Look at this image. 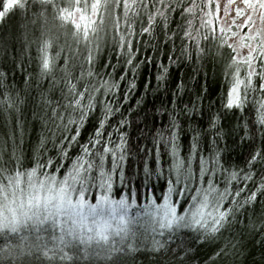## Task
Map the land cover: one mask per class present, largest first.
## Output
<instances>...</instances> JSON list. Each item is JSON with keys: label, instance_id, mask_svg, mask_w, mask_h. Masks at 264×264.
<instances>
[{"label": "snow or ice", "instance_id": "6c2138e0", "mask_svg": "<svg viewBox=\"0 0 264 264\" xmlns=\"http://www.w3.org/2000/svg\"><path fill=\"white\" fill-rule=\"evenodd\" d=\"M17 2L4 0L3 8L9 9ZM39 3L40 15L51 7L61 21L71 18V23L78 30L83 22L82 33L74 31L72 35L78 38L82 34L88 44L89 29L94 33L98 31L92 22L96 21L100 28H105V21L111 20V25L107 27L120 49L119 54L126 59L121 79L126 77L128 71H136L132 46L137 25L141 33L148 35L159 28L165 40H174L179 33L189 38L190 32L185 29L195 23L194 13L198 7L195 0L191 3L189 0H91L90 4L85 0L77 20L72 12L60 8L55 0H39ZM21 7L25 5L21 3ZM199 7L202 15H205L203 3ZM252 10H256L255 14ZM235 11L242 18V23L234 24V27L247 29L257 16L261 26L253 28L250 34L256 41L255 46L252 39L245 37L249 51L246 58H242L244 62L227 65L228 74L233 77L227 107L242 106L249 90L253 94L259 92L260 98L253 104V111L256 112L254 123L264 130V0H242V6L236 7ZM173 12L180 13V23L178 32L171 29L173 35L169 37V26L173 19L170 13ZM4 15L5 12L0 11V17ZM221 43L225 42L221 40ZM50 44L47 39L41 44L42 56L38 67L42 75L50 73L55 67L54 58L48 55ZM230 59L234 61L236 58ZM257 60L260 62L257 63ZM93 61L94 55L89 47L85 62L91 67ZM161 72L158 79L167 72L163 65ZM107 75L111 77L112 73ZM85 76L92 83L85 82L81 88L78 82ZM118 83L117 80L106 79L104 73L93 72H82L75 81L66 79L61 99L55 107L46 96H42L41 100L51 112V120L57 123L60 135L56 139L59 142H53L49 152L36 157L35 165L28 168L23 167L19 158L0 159V239L3 241L0 244V264H27L28 258L37 253L47 260V264H62L71 259L74 250L98 257H111L107 264H117L118 255L125 248L131 251L140 242L138 234L128 229L125 220L128 209L137 203L134 193L130 192L128 196L120 194L118 199L111 194L114 178L117 175L123 178L131 152L124 131L128 121L117 107L121 103L116 98ZM126 87H134V81ZM123 100H128L127 92ZM14 103V98L7 93L0 101V104L9 106ZM160 111L157 109L153 115ZM182 112L191 115L195 109L188 110L187 106L183 110L171 108L168 110L169 119L162 128L153 124L156 132L146 158L144 174L149 181L153 174L157 179L163 177L165 188L159 197L153 193L149 198L146 194L148 204L145 208L156 218L153 233L159 231L161 238L168 236L169 240H173V233L193 230L204 240L229 226L228 217L235 213L238 206H242L241 197L244 205H247L254 201L258 192L264 193V149H254L249 159L243 162V168L229 165L223 160V150L218 147L209 149V154L205 156L199 145L203 130L198 131L191 126L184 129L178 119ZM89 119H94V123L85 138L81 130ZM145 127H148L146 123ZM216 127L217 116L212 115L210 129L218 141L225 133H217ZM183 131L190 132L191 138L188 152L181 155L179 141ZM243 133L241 139L254 140L247 122L243 126ZM140 150L143 151V147ZM14 158L22 170H14ZM194 160L196 163H193ZM148 161L154 162L152 166ZM249 184L251 188L245 187ZM90 189L95 202L87 198ZM113 219L118 223L113 224ZM45 222H51V234L42 227ZM29 228L30 231H25ZM113 236L119 239L114 240ZM161 238L154 237L152 246L164 247Z\"/></svg>", "mask_w": 264, "mask_h": 264}, {"label": "trees", "instance_id": "16d2710c", "mask_svg": "<svg viewBox=\"0 0 264 264\" xmlns=\"http://www.w3.org/2000/svg\"><path fill=\"white\" fill-rule=\"evenodd\" d=\"M63 2L56 4L68 12L75 4L73 1L68 4ZM21 3L25 7H21ZM3 4L4 0H0V11L5 12L0 17V101L7 93L15 103L11 106L0 104V159L19 158L23 167L28 168L35 165L36 157L49 152L53 142H59L56 139L60 135L57 123L51 120V112L41 102L42 96L50 99L52 107H55L61 99L64 81L68 78L75 81L82 72L104 73L106 79L119 81L116 98L121 103L117 107L128 121L124 131L131 152L124 176L114 178L113 188L116 191L120 189L126 195L133 192L137 202H141L146 194L152 196L155 193L159 197L165 188L163 177L157 179L153 174L149 181L144 174V166L156 132L153 124L162 128L169 119L168 110L171 108L183 110L187 106L188 110L195 109L191 115L182 112L178 119L184 129L191 126L198 131L203 130L199 145L205 156L209 154V149L218 147L223 150V160L229 165L243 168V162L249 159L254 149H264V130L254 123L256 112L253 111V104L260 98V93L253 94L249 90L242 106L227 107L226 89L232 77L228 74L227 65L233 63L230 59L233 51L202 23L196 30L199 24L197 16L192 27L185 29L190 32L189 38L179 33L174 40H165L159 28L148 35L141 33L137 25L132 46L136 71H128L126 77L121 79L126 59L119 54L120 49L114 43L113 34H105L98 45L89 46L94 55L89 67L85 62L88 46L83 43L57 46L60 36L53 32V27L62 23L54 9L47 7L40 15L39 0H18L9 9H4ZM170 15H173V19L169 26V37L173 35L171 29L178 32L180 23L179 12ZM45 39L51 42L48 55L54 58L55 67L50 73L42 75L38 65L41 63V44ZM161 65L167 68V72L158 79L162 75ZM108 73H112L111 77ZM131 81H134V87L129 89L126 85ZM85 82L92 83L85 76L78 82L79 87L83 88ZM125 92L128 94L127 101L123 100ZM157 109L161 111L153 115ZM212 115L217 116L216 132L225 133L218 141L210 129ZM245 122L254 140L241 139ZM93 123L94 119L86 122L81 130L83 137H87ZM145 123L148 127H145ZM190 138V132H182L179 141L181 155L188 152ZM15 158L14 170H22ZM148 163L152 166L154 162ZM245 187L251 188L252 185ZM91 192L92 189L89 190L92 199ZM240 204L242 206H238L235 213L228 217L229 226L218 234L201 240L193 230L176 232L173 240H166V244L164 240L161 242L164 245L161 248L152 244L147 248H137L136 243L133 250L125 248L118 255L117 264H264V193L258 192L254 201L247 205H244L241 197ZM42 227L51 234V224L45 222ZM2 242L0 239V244ZM110 259L74 250L71 259L62 264H107ZM27 264H47V260L37 253L28 258Z\"/></svg>", "mask_w": 264, "mask_h": 264}, {"label": "rangeland", "instance_id": "374dc122", "mask_svg": "<svg viewBox=\"0 0 264 264\" xmlns=\"http://www.w3.org/2000/svg\"><path fill=\"white\" fill-rule=\"evenodd\" d=\"M56 2L64 1V4H68L71 1H73L75 4L70 9L69 12L73 13V18L79 20V15L81 9V5L85 0H55ZM201 1V2H200ZM89 4L91 3V0H86ZM192 2V1H191ZM200 2V3H199ZM195 3L199 6L201 3H203V13L205 15H202L200 7L198 10L195 11V16H197L198 19V25L196 26V30L200 28V24L202 23L203 26L209 28L208 30L211 31V33H214L217 37H219L221 40H223L225 45L229 46L233 51V57L236 59L233 61V63L241 64L244 62V59L246 58V53L249 51L248 44L245 40V37L248 36L250 39H252L253 46H255V39L251 38L250 34L252 32V29L255 27L261 26V21L259 17L257 16L255 20H253L252 25L247 28H237L234 27L235 25L242 23V18L236 13L235 9L238 6H242V0H195ZM76 11H73V10ZM255 14L256 10H252ZM70 20V21H69ZM69 20H64L60 22V26H54L53 32L60 36L58 39L57 46H64V44H80L83 43L84 46H92V45H98L99 41L102 40V37L105 34H112V31L109 29V25H111V20H106L105 28H100L98 22L93 21L92 23L96 25L98 28L97 32H93L91 28L89 29V36L88 40L90 41V44L85 42V39L83 35L81 34L80 37H74L72 33L74 31H81L83 29V22H81V28L78 30L76 29V26L71 23V18ZM58 22V21H57ZM121 26L123 24L121 23ZM260 61L257 60V63ZM253 68H255V65H253ZM233 83V77H231V80L229 81V85L226 89V103L228 100V90L231 87ZM243 87V85L241 86ZM115 189H112V195L119 198L120 194L126 195L123 191L118 189L117 194L115 193ZM9 196H11V193H8ZM149 198L152 196L149 195ZM90 201L95 202L90 198V196L87 197ZM130 202V201H129ZM148 204V199L144 198L141 202H137L136 204L131 205V207L128 209V214L125 217V220L127 222V227L130 231L136 232L138 234V238H140V242H147L149 244H152L153 238H161V233L159 231L153 233V228L156 227L154 221L155 217L151 215V213L145 208V205ZM137 213H142V215H137ZM131 218V219H130ZM49 225L51 222H47ZM113 224H117L118 221L115 219L112 220ZM123 227V225H121ZM112 239L118 240L119 237L113 236ZM169 240L168 236H163L161 238L162 241ZM139 242V243H140ZM137 243V244H139Z\"/></svg>", "mask_w": 264, "mask_h": 264}, {"label": "bare ground", "instance_id": "6f19581e", "mask_svg": "<svg viewBox=\"0 0 264 264\" xmlns=\"http://www.w3.org/2000/svg\"><path fill=\"white\" fill-rule=\"evenodd\" d=\"M174 234V233H173ZM149 243H147V242H140L137 246V248H147V247H149Z\"/></svg>", "mask_w": 264, "mask_h": 264}]
</instances>
